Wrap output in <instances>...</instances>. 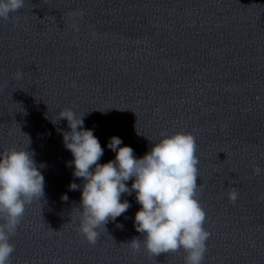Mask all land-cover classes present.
Listing matches in <instances>:
<instances>
[{
  "label": "clouds",
  "instance_id": "9594fccd",
  "mask_svg": "<svg viewBox=\"0 0 264 264\" xmlns=\"http://www.w3.org/2000/svg\"><path fill=\"white\" fill-rule=\"evenodd\" d=\"M24 4L25 0H0V19L8 20ZM14 76L20 79L23 72L18 70ZM83 115L65 108L52 121L55 124L60 119L67 120L70 131L63 132V143L74 158L69 166L74 165L73 175L84 181L77 231L94 246L100 235L98 229L107 231L105 225L131 207L127 200L121 202L122 194L134 191L141 205L135 214V229L143 235L145 251L156 257L183 249L185 264H202L210 233L204 227L206 212L198 199L195 137L187 132L162 133V139L153 143L149 152L136 158L131 147H120L122 140L113 136L107 146L116 153L115 159L100 164L104 149L93 131L83 128ZM30 142L28 137V145ZM34 155L28 147H12L0 156V264H10L15 251L10 238L26 206L44 197L45 181L39 170L44 165L38 166ZM253 171L260 175L262 169L255 166ZM130 179L131 188L126 184ZM79 187L76 183L69 186L73 191ZM227 195L234 204L239 193L233 187ZM62 199L67 201V195ZM127 244L138 252L141 239L133 238Z\"/></svg>",
  "mask_w": 264,
  "mask_h": 264
}]
</instances>
